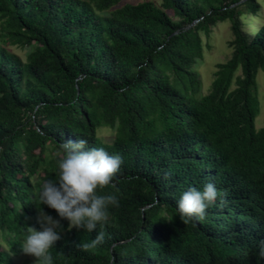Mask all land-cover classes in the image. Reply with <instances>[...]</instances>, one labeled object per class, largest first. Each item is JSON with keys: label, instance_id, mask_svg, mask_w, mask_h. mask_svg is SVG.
Here are the masks:
<instances>
[{"label": "trees", "instance_id": "16d2710c", "mask_svg": "<svg viewBox=\"0 0 264 264\" xmlns=\"http://www.w3.org/2000/svg\"><path fill=\"white\" fill-rule=\"evenodd\" d=\"M123 1L0 0V264H15L28 225L39 227V188L58 179L62 143L82 138L123 157L97 189L120 203L104 229L68 231L63 219L55 264H264V22L248 21L260 2ZM226 20L232 54L201 94L202 34ZM11 44L35 46L24 60ZM209 181L216 202L184 223L177 200ZM99 230L102 244L77 247Z\"/></svg>", "mask_w": 264, "mask_h": 264}, {"label": "clouds", "instance_id": "9594fccd", "mask_svg": "<svg viewBox=\"0 0 264 264\" xmlns=\"http://www.w3.org/2000/svg\"><path fill=\"white\" fill-rule=\"evenodd\" d=\"M62 148L58 179H46L39 188L37 223L40 227L28 225L20 245L25 254L36 258L34 264H55L51 249L65 231L63 219L68 221V231L104 229L109 223L110 208L119 207L120 203L114 194L97 192L116 179L123 163L120 154H110L103 147H89L88 140L83 138L63 142ZM217 196L218 190L212 181L202 189L191 186L177 200V212L184 223L202 219ZM42 205L55 209L59 218L45 211ZM104 240L105 232L99 230L90 242L78 243L77 247L87 251ZM259 257L264 258V240L259 242Z\"/></svg>", "mask_w": 264, "mask_h": 264}, {"label": "rangeland", "instance_id": "374dc122", "mask_svg": "<svg viewBox=\"0 0 264 264\" xmlns=\"http://www.w3.org/2000/svg\"><path fill=\"white\" fill-rule=\"evenodd\" d=\"M141 0H124V2H139ZM261 4L259 15L249 14L248 21L254 25L260 26L264 22V0H257ZM173 15L172 11H169ZM231 21H221L212 30L209 36L205 33L202 34L205 42V52L203 60H200L195 66L199 73V77L202 81L201 94H206L212 85V81L215 77V71L217 70V64L219 62L226 61L232 54V48L229 45V41L233 39V32L231 29ZM252 36L255 35L256 30L248 25L245 27ZM34 44L20 46L9 45L8 48L18 54L22 59L26 60L28 54L34 49ZM258 82V96L260 99V113L257 115L255 123L259 129L264 125V70L260 69L257 74ZM114 131L111 128H103L100 131V135L104 137L106 141H111L114 137ZM40 227V225H39ZM2 239L4 247H8L5 238ZM35 257L25 254L23 251L19 255L13 256L15 264H34Z\"/></svg>", "mask_w": 264, "mask_h": 264}]
</instances>
